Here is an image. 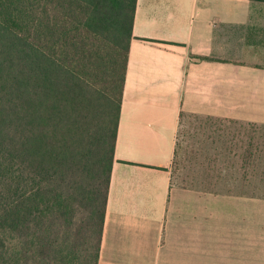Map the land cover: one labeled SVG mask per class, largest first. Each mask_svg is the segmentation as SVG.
<instances>
[{"label": "crops", "instance_id": "0c3cea01", "mask_svg": "<svg viewBox=\"0 0 264 264\" xmlns=\"http://www.w3.org/2000/svg\"><path fill=\"white\" fill-rule=\"evenodd\" d=\"M188 116L264 129V2L136 0L97 264H264L258 141L173 179Z\"/></svg>", "mask_w": 264, "mask_h": 264}, {"label": "trees", "instance_id": "16d2710c", "mask_svg": "<svg viewBox=\"0 0 264 264\" xmlns=\"http://www.w3.org/2000/svg\"><path fill=\"white\" fill-rule=\"evenodd\" d=\"M135 9L0 0V264H97Z\"/></svg>", "mask_w": 264, "mask_h": 264}, {"label": "rangeland", "instance_id": "374dc122", "mask_svg": "<svg viewBox=\"0 0 264 264\" xmlns=\"http://www.w3.org/2000/svg\"><path fill=\"white\" fill-rule=\"evenodd\" d=\"M258 141L259 162L264 159V129H251L228 120L203 119L198 117H183L178 129V150L172 164V178L185 179L186 173L195 160L194 148H217L216 150L229 152L233 155L234 162L240 161L244 151H248L250 158L253 147ZM231 151V152H230ZM239 152V157H235ZM252 158V157H251ZM219 156L213 158L216 163ZM250 162V161H249Z\"/></svg>", "mask_w": 264, "mask_h": 264}]
</instances>
